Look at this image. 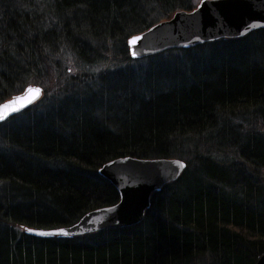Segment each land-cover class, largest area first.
Listing matches in <instances>:
<instances>
[{
	"label": "trees",
	"instance_id": "trees-1",
	"mask_svg": "<svg viewBox=\"0 0 264 264\" xmlns=\"http://www.w3.org/2000/svg\"><path fill=\"white\" fill-rule=\"evenodd\" d=\"M196 5L0 0V101L28 85L43 89L0 122V264H255L264 253V132L251 123L264 119V27L146 57L129 51L130 36ZM109 55L149 66L72 72L74 62ZM200 137L243 163L199 153ZM189 154L193 162L154 191L135 224L24 231L68 226L117 202L98 173L111 158Z\"/></svg>",
	"mask_w": 264,
	"mask_h": 264
},
{
	"label": "water",
	"instance_id": "water-1",
	"mask_svg": "<svg viewBox=\"0 0 264 264\" xmlns=\"http://www.w3.org/2000/svg\"><path fill=\"white\" fill-rule=\"evenodd\" d=\"M264 27V0H200L195 8L179 9L127 40L135 58L170 48L192 47L205 41L243 36ZM39 85H28L20 94L0 101V122L21 112L42 97ZM179 157L139 158L125 155L111 158L98 169L116 187L120 199L112 205L91 209L68 226L35 228L24 231L36 236L81 235L106 227L135 224L145 216L155 190L175 180L185 170ZM255 264H264L262 253Z\"/></svg>",
	"mask_w": 264,
	"mask_h": 264
},
{
	"label": "rangeland",
	"instance_id": "rangeland-1",
	"mask_svg": "<svg viewBox=\"0 0 264 264\" xmlns=\"http://www.w3.org/2000/svg\"><path fill=\"white\" fill-rule=\"evenodd\" d=\"M197 4L199 3L200 0H194ZM112 55V54H111ZM111 55L106 56V57H101L98 59H95L94 61H78L74 62V68L72 69L73 73L81 74L87 72V76L89 75H94L93 77H99L100 74H103L107 71H111L113 69L118 68H126L129 64L134 66L135 68H138V66L142 67H147L149 66V63L146 60H142L139 62H133L129 61L128 63H125L120 57L114 56L112 57ZM166 59V55L163 56ZM264 120V119H263ZM259 120V118L256 121H251L252 125H256L255 123L257 122V126H254V130L258 131H263L264 132V121ZM200 138H197L195 142H197V147H199L198 152L203 154L206 157H212L214 158L217 162H223L227 165L230 163L237 162L238 160L243 163L241 158L237 155V152L233 148H228V147H218L215 146V144H210L209 142H203V140ZM192 148H194L192 146ZM191 160L192 161V154H189L186 156V159L183 158V160ZM193 162V161H192ZM246 167H248L249 170L254 169L255 167L250 165L248 162L246 163ZM259 177H261L262 181H264V168L259 170L258 172Z\"/></svg>",
	"mask_w": 264,
	"mask_h": 264
}]
</instances>
